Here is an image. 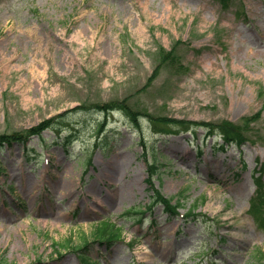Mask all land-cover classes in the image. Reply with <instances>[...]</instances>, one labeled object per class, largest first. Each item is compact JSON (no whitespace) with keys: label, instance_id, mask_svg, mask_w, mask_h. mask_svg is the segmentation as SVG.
<instances>
[{"label":"rangeland","instance_id":"1","mask_svg":"<svg viewBox=\"0 0 264 264\" xmlns=\"http://www.w3.org/2000/svg\"><path fill=\"white\" fill-rule=\"evenodd\" d=\"M103 102L117 111L80 109ZM221 123L249 142L220 147L207 134ZM15 132L28 138L0 148L3 264H81L59 248L103 216L138 243L94 244L102 264H264L249 212L264 198V0H0V136ZM143 152L178 217L126 213L152 195Z\"/></svg>","mask_w":264,"mask_h":264},{"label":"trees","instance_id":"2","mask_svg":"<svg viewBox=\"0 0 264 264\" xmlns=\"http://www.w3.org/2000/svg\"><path fill=\"white\" fill-rule=\"evenodd\" d=\"M170 56L173 57L172 59L175 58V54L173 55L174 51H169ZM116 101V100H115ZM114 102V101H112ZM112 102H108V103H88V104H84L82 105V108L84 109H91L92 107L95 108H102V109H108V111L115 107V105H111ZM94 105V106H93ZM128 112L130 113V110H128ZM137 119V117H136ZM52 122V120H48L46 123H43L35 128H33V131L40 134L42 132V130L46 127H48V125H50V123ZM180 123H183L182 121H179ZM199 125H202V123H199ZM240 126V125H239ZM101 125L99 128V131L101 130ZM216 128L218 129L216 131ZM184 130L189 129V127L187 128H181ZM220 133L222 134V136L224 137V139L226 141L229 140H233V141H238V142H242L245 141L246 136L243 134V129L241 127H237L236 129L231 128V129H227L226 126L221 123L219 127H214V132L213 131H209V133ZM20 134H23L21 132H15L13 134L10 135H2L0 136V147L3 146L4 144H12L14 141H25L27 140V138H24L23 136H21ZM24 135V134H23ZM16 139V140H14ZM70 139H66L65 143H68ZM143 144L145 145V142H143ZM159 171V165L156 161H153L150 164L149 167V178H148V182L152 185V178L154 175H156ZM172 199L173 198H166L164 196H160V194L158 192H156V195H154V202L153 204H158L160 202H162L164 204L165 210L168 211L170 214H176L177 213V208L182 206V203L180 200H178L176 203H172ZM257 208H261V206H257ZM191 213V212H190ZM92 240L89 242V236L86 233H83L82 237L80 238V240L78 241V243H75L73 241L72 238H69L65 244L61 245L60 250H62V248L65 249H74V248H78L80 249L81 252H85L86 249L88 248L89 245H91L92 243L95 242H101V243H115L116 241L123 239V230L121 227H118L116 224H114L110 219H106L103 222H100L98 225H96L93 228L92 231ZM0 264H3V261H0Z\"/></svg>","mask_w":264,"mask_h":264},{"label":"bare ground","instance_id":"3","mask_svg":"<svg viewBox=\"0 0 264 264\" xmlns=\"http://www.w3.org/2000/svg\"><path fill=\"white\" fill-rule=\"evenodd\" d=\"M12 60H14V59H12Z\"/></svg>","mask_w":264,"mask_h":264}]
</instances>
